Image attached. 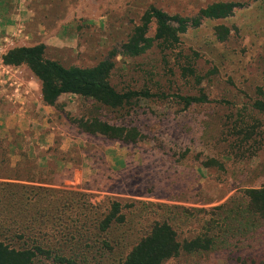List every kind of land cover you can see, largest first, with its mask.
Here are the masks:
<instances>
[{
    "label": "rangeland",
    "instance_id": "rangeland-1",
    "mask_svg": "<svg viewBox=\"0 0 264 264\" xmlns=\"http://www.w3.org/2000/svg\"><path fill=\"white\" fill-rule=\"evenodd\" d=\"M220 2L241 7L189 28L174 48L155 41L143 55L124 56L123 45L148 8L192 19ZM263 6L264 0H0L1 223L12 216L25 225L20 211L27 207L26 217H33L44 204L53 214L43 234L52 255L73 264H121L156 223L175 226L186 216L189 225L178 227L183 241L201 234L211 218L226 221L228 211L212 210L245 189L264 187V114L252 109L264 101ZM220 27L229 31L223 41ZM154 30L151 23L148 37ZM36 45L64 67L110 62L116 91L150 97L110 109L63 95L47 106L26 66L3 63L8 50ZM201 96L204 103L188 108L179 100ZM92 118L131 121L140 137L127 144L77 127ZM238 128L250 131L247 141ZM113 203L123 222L100 233ZM223 224L209 230L218 239L213 249L164 264H264L262 227L228 234V221ZM33 264L57 263L41 257Z\"/></svg>",
    "mask_w": 264,
    "mask_h": 264
},
{
    "label": "trees",
    "instance_id": "trees-1",
    "mask_svg": "<svg viewBox=\"0 0 264 264\" xmlns=\"http://www.w3.org/2000/svg\"><path fill=\"white\" fill-rule=\"evenodd\" d=\"M239 7L241 5L235 3H215L202 9L192 19L170 17L155 7H150L142 17L140 24L124 43V56L143 55L155 41L174 48L178 45L180 35L189 28L199 27L203 20H221L230 17ZM151 23L155 25L153 38L148 37ZM228 35V29L224 27L217 29L219 40H225ZM44 51L43 45L13 48L6 52L3 63L12 67L26 66L40 82L42 102L47 106H55L63 95H74L85 100H92L110 109H121L132 105L139 98L150 97L147 92L122 93L116 91L109 83V74L113 67L110 62L104 61L91 68L64 67L58 62L46 59ZM179 100L185 108H188L204 103L206 98L204 96L180 97ZM252 109L264 114V101H256ZM130 122L123 126L110 125L96 118L81 119L77 127L91 135H100L110 140L134 144L140 134L135 126L130 125ZM238 129V134H241L242 128ZM248 132H250L248 129L243 132L245 134L243 141L249 138ZM232 206L235 208L231 209ZM36 211V216L33 217H26L25 214H29L27 207L20 211L25 225H19L12 216H9L8 221L2 224L1 222L5 221L0 218V264H33L36 258L41 257L57 264H73L71 260L52 255V252L47 249L48 243L43 234L46 232L45 224L51 221L53 214H49L50 210L44 204ZM200 212L207 211L201 209ZM212 212H216V216L227 212L225 217L227 220L215 222V219L211 218L204 224L201 234L183 241L179 240L178 227L181 228L183 224L189 225L186 216L175 221V226L166 221L154 224L149 233L132 247L121 264H164L181 253L193 254L210 251L218 242L216 237L210 235L209 230L213 224L218 226L228 221L226 231L228 234L251 233L258 226L264 230V187L245 189L240 192L239 196L230 198L227 202L215 207ZM122 222L120 206L118 203H113L111 210L99 224L98 230L103 233L111 226ZM259 246L262 248V244ZM252 249L254 248L251 246L249 250Z\"/></svg>",
    "mask_w": 264,
    "mask_h": 264
},
{
    "label": "built area",
    "instance_id": "built-area-1",
    "mask_svg": "<svg viewBox=\"0 0 264 264\" xmlns=\"http://www.w3.org/2000/svg\"><path fill=\"white\" fill-rule=\"evenodd\" d=\"M2 66H3V64H2ZM3 82H4L3 77L0 76V84H3Z\"/></svg>",
    "mask_w": 264,
    "mask_h": 264
}]
</instances>
